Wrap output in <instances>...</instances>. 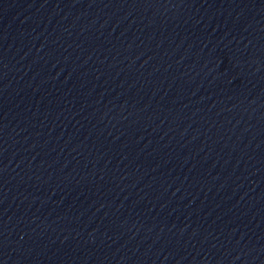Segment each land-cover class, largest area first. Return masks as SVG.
Masks as SVG:
<instances>
[{"label":"water","instance_id":"95a60500","mask_svg":"<svg viewBox=\"0 0 264 264\" xmlns=\"http://www.w3.org/2000/svg\"><path fill=\"white\" fill-rule=\"evenodd\" d=\"M0 264H264V0H0Z\"/></svg>","mask_w":264,"mask_h":264}]
</instances>
